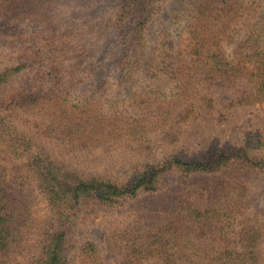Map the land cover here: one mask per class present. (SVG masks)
Listing matches in <instances>:
<instances>
[{
    "label": "rangeland",
    "instance_id": "374dc122",
    "mask_svg": "<svg viewBox=\"0 0 264 264\" xmlns=\"http://www.w3.org/2000/svg\"><path fill=\"white\" fill-rule=\"evenodd\" d=\"M19 1L25 7L24 14L17 13L10 19L0 17V71L25 68L12 83L0 87V98L9 99L19 87H32L43 96L33 104L2 109L0 114L65 170L82 176L112 177L122 182L131 173L150 166L165 168L161 184L156 186L162 189L157 193L124 200L115 208L82 207L70 230V261L207 264L213 251L225 246L217 243L209 216L187 222L180 215L183 202L191 201L205 211L226 201L235 188L247 187L248 213L256 215L262 228L256 261L264 264L263 172L239 166L201 174L168 170L173 156L191 161L205 157L213 148L256 145L258 137L264 140V97L258 95L254 82L227 65L218 66L220 71L213 68V63L194 65L178 51L188 44V23L195 29L198 25L200 32L214 41V35L234 19L236 8L244 1L263 4L251 28L264 33V0H136L149 5L139 39L132 32L135 11L126 13V21L122 16L125 0ZM197 5H203L205 12H193ZM226 46L225 52L231 56L234 47ZM53 58L68 70L69 78L73 74L77 77L73 94L65 92L70 95L69 103L88 106L98 116L111 120L114 128L106 137L104 134L100 148L73 149L54 133L61 117L56 85L51 86L47 78L38 79L31 66L36 59L47 63ZM66 74L64 78L69 80ZM183 82L185 87L180 91L177 85ZM44 92L50 96L48 99ZM117 134L118 140L135 135L129 144L117 149ZM113 141L116 144L112 148ZM0 172L11 200L28 202L33 207L31 228L6 263L26 264L43 238L49 210L33 172L3 147ZM166 225L181 235L172 261L159 254L134 259L129 255L128 241L133 232H141L142 241L149 240ZM89 242L99 248L98 260L81 257L80 249ZM154 244L157 247L156 241Z\"/></svg>",
    "mask_w": 264,
    "mask_h": 264
},
{
    "label": "trees",
    "instance_id": "16d2710c",
    "mask_svg": "<svg viewBox=\"0 0 264 264\" xmlns=\"http://www.w3.org/2000/svg\"><path fill=\"white\" fill-rule=\"evenodd\" d=\"M203 5L194 6L193 12L204 13L206 9L202 8ZM262 6L263 4L256 2L240 3L236 8L234 19L214 35V41L202 34L198 25L195 29L192 23H188L186 27V30L190 31L188 44L178 51L192 59L191 63L194 65L204 67L206 64L213 63L216 66L213 67L215 69L224 65L231 67L236 74L249 77L254 82L258 95L264 97V33L251 28V23L260 13ZM23 7L19 0H0V17L10 19L17 13L24 14L22 12L25 7ZM130 9L136 13V20L133 28L131 27L132 32L139 39L149 5L148 2L125 0L122 9L125 21L126 13H129ZM209 32L211 33L210 30ZM226 45L234 47L231 56L225 52ZM189 48L191 50H187ZM31 66L33 74L37 73L38 79L47 78L51 86L56 85L55 91H58L56 93L59 98L57 105L61 117L55 125L54 133L66 139L73 149L92 151L100 148L104 144V134L106 137V134L114 128L113 124L110 119H105L102 114L98 116L97 111L88 106L81 107L80 103L77 105L69 103L70 95L65 92L70 91L73 94L75 91L77 78L75 74L69 78L66 74L68 70L62 68L56 58L47 63L36 59ZM24 68V66L11 67L0 71V87L12 83L13 78ZM217 69L216 71H220ZM65 74L69 80H65ZM177 87L182 91L185 83H180ZM36 92L32 87H19L9 99L0 98V110L17 104H33L43 96ZM44 93L45 99H48L50 96L47 92ZM52 95L54 96L55 93ZM144 130L145 127L141 129V131ZM135 134L125 135L119 140L117 134L116 142L120 144L117 145V149L129 144ZM116 139L114 137V140ZM116 142L113 141L112 148ZM256 142V145L247 143L236 148H213L205 157L191 161L184 157L173 156L168 161L170 163L168 170L184 174H201L216 173L230 166H239L264 173V140L258 137ZM0 147L5 148L15 161L24 163L27 169L33 172L41 186L38 188L49 210L43 238L36 253L26 264H73L69 259L70 230L74 228V220L82 207L115 208L124 200L147 193H157L162 189V187H156L161 184L160 179L165 172V168L159 165L131 173L130 178L125 177L122 182L112 177H86L65 170L44 151L39 150L27 134L1 114ZM253 150L258 151L253 152ZM7 187L8 184H5V178L0 172V264L9 262L16 248L21 246L33 220L32 204L11 200ZM237 188L240 189L237 190ZM237 188L230 192L226 201L216 204L209 210L201 211L191 201L183 202L184 208L181 206L183 212H180V215L185 216L187 222L202 221L209 216L213 225L211 228L217 236V243L225 246L213 251L207 264H215L220 260L223 261L216 264H240L241 262L257 264L259 235L262 228L256 215L248 213L249 189ZM142 237L141 232L137 234L133 232L128 241L129 255L133 259L135 256L143 258L154 256V254L162 255L168 262L175 258L181 235L172 226L166 225L163 229L151 234L149 240L142 241ZM155 241L157 247L154 246ZM80 252L84 259L95 257V260H98L100 254L94 242L84 245ZM102 259L101 257V261Z\"/></svg>",
    "mask_w": 264,
    "mask_h": 264
}]
</instances>
